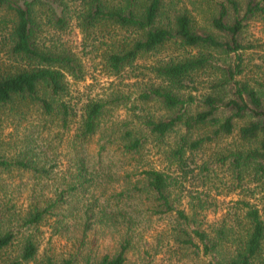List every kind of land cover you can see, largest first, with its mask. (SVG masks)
<instances>
[{
  "label": "trees",
  "instance_id": "trees-1",
  "mask_svg": "<svg viewBox=\"0 0 264 264\" xmlns=\"http://www.w3.org/2000/svg\"><path fill=\"white\" fill-rule=\"evenodd\" d=\"M192 1L195 9L205 10L206 25L199 29L184 0H0V51L11 63L10 68L0 70V109L23 102L45 117L54 116L64 130L77 119L70 140L75 154L96 134L104 135L107 109L120 97L86 102L79 115L61 100L69 94L68 78L80 81L84 74L78 57L59 37L51 44L46 39L74 26L85 46L103 47L102 65L112 77L134 70L131 67L138 60L151 59L144 67L146 74L140 73L147 81L138 86L132 102L137 114L124 124L120 135L115 137L118 130L109 128L112 131L97 149L99 165L112 157L109 145H115L122 157H134L147 142L156 148L163 143L168 165L186 174L187 152L234 134L248 147L231 151L223 160L230 159L238 176L250 166L264 176V56L253 64L246 54L257 47L246 40V33L252 22L264 23V0ZM251 68L258 70L256 74ZM83 159L76 160L78 176L86 170ZM11 167L39 177L49 173L34 162L0 158L1 169ZM138 174L135 195L146 196L149 213L173 214V241L184 261L263 264L264 224L255 206L239 201L245 233L233 250L225 252L233 226L203 228L194 215L178 210L171 193L175 180L167 170L150 167ZM82 185L69 183L65 191L54 190L52 198L18 214L17 231L0 233V264L34 262L39 253L37 237L27 232L53 215L75 220L72 226L79 230V245L66 257L47 256L45 264H128L132 248L128 227L112 252L99 254L85 246L95 212L90 205L76 206L73 195ZM121 197L122 192L114 194V204ZM104 210L100 219L114 228L111 208ZM3 217L0 211V221Z\"/></svg>",
  "mask_w": 264,
  "mask_h": 264
},
{
  "label": "rangeland",
  "instance_id": "rangeland-1",
  "mask_svg": "<svg viewBox=\"0 0 264 264\" xmlns=\"http://www.w3.org/2000/svg\"><path fill=\"white\" fill-rule=\"evenodd\" d=\"M192 4V0H184L199 29L206 25L205 10H197ZM57 37L78 57L84 74L80 81L68 78L69 94L61 98L75 114L79 115L83 105L91 100L111 102L119 97L122 100L119 98V102H112L114 104L108 107L104 135L98 133L82 148H77L79 154L73 152L75 150L70 144L77 119L64 130L54 116L45 117L37 108L23 102L0 109V158L34 162L38 167L49 170L48 177H39L17 167L0 168V211L4 212L0 233L17 231V215L24 214L37 201L52 198L54 190L65 191L69 183L82 182L83 185L73 195L76 206L83 209L90 205L95 212L85 246L87 243V247L99 254L112 252L128 227L132 242L128 264H189L182 259V253L173 241L176 222L173 214H151L147 211L146 196L135 195L134 185L140 184L139 171L150 167L167 170L174 177L171 187L174 206L186 215H194L203 228H215L221 224L234 227L225 252L233 250L238 237L245 233L243 209L239 201L255 206L264 224V176H258L252 166L243 169L238 176L230 159L222 158L231 151L248 147V143L238 141L234 134L203 143L195 152H187L186 174L177 166L168 165L163 143L156 148L152 142H147L134 157H122L115 151V145H109L108 151H112L113 155L109 159L105 157L99 165L97 149L112 131L109 128L118 130L114 135L116 137L124 132V124L137 114L132 102L138 86L147 81L140 73H145L144 67L150 64L151 59L138 60L131 67L134 70L127 69L121 75L112 77L102 65L100 55L103 47L96 45L94 49L85 46L87 43L83 42L82 34L74 26L58 36L51 34L46 39L47 44L55 42ZM246 40L257 44L255 50L246 54H250L253 64H259L257 58L264 56L262 21L249 25ZM189 53V56L195 55V52ZM10 65L0 51V70L10 68ZM251 71L256 74L258 70L251 68ZM80 157L84 158L86 165L83 176L77 175L76 160ZM121 192V201L114 204L113 195ZM103 207L105 212L111 208L116 220L114 228L106 224V219H100L104 216L101 213ZM74 222V219H60L53 215L29 230L27 233L35 232L39 246L37 259L29 264H45L47 256L61 258L75 251L80 234L72 226ZM261 259L264 264V246Z\"/></svg>",
  "mask_w": 264,
  "mask_h": 264
}]
</instances>
